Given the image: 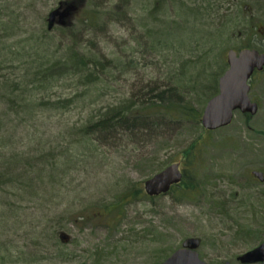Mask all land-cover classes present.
Returning <instances> with one entry per match:
<instances>
[{
    "label": "rangeland",
    "instance_id": "374dc122",
    "mask_svg": "<svg viewBox=\"0 0 264 264\" xmlns=\"http://www.w3.org/2000/svg\"><path fill=\"white\" fill-rule=\"evenodd\" d=\"M254 37L264 41V0H0V264H162L188 239L208 264H240L264 242L252 174L264 173V78L250 93L257 114L223 129L183 122L76 142L99 111L180 82L206 86L194 102L205 109L227 53ZM74 47L111 62L102 84L36 82L39 64ZM176 163L198 189L146 199L144 183Z\"/></svg>",
    "mask_w": 264,
    "mask_h": 264
},
{
    "label": "trees",
    "instance_id": "16d2710c",
    "mask_svg": "<svg viewBox=\"0 0 264 264\" xmlns=\"http://www.w3.org/2000/svg\"><path fill=\"white\" fill-rule=\"evenodd\" d=\"M88 21L89 18L86 17L84 23L87 24ZM74 48L75 49H69L61 58L56 59L54 63L48 66L39 64L34 74L36 82L46 87L53 85L60 79L73 78L78 79L85 90H87L88 87H94L96 89L97 86L102 84V82H104L103 77L107 76L108 70L111 67V62L104 57L101 59L96 57L92 51L85 47H81L80 49L77 48L78 50H76V47ZM240 49H256L264 53V44L260 46L254 40H250L249 45ZM180 83L181 86H176L174 90L168 86L164 89L165 91H158L154 94L150 93L152 96L149 97L147 102H143L142 106H138L139 104L133 102H128V104H124L116 110L110 108L105 111H99V114L91 119L89 125L85 126L80 131L76 143H81V141L86 143L89 142V138L95 133L103 134L107 132L104 135L109 136L114 132H124L129 137H136L138 135L145 136L146 133L150 132L155 127L159 129L161 124L170 125L181 124L183 122L201 123L204 108H197L194 102L200 99L198 98V92L203 93L200 94L202 97L206 94V86H196L195 88L194 84L190 93H188V91L182 92L185 86L182 82ZM199 88L201 90L196 91ZM211 88L214 94H218L217 80L215 85L211 86ZM168 98H170V100ZM68 102H62L61 104L67 107ZM197 144L198 142H196L194 146L197 147ZM197 151L200 153V149ZM198 153L193 152L189 157V162L195 161ZM192 167L195 174L194 164ZM184 174L185 178L181 185H184L187 190H197L198 184H187L185 179L188 177V172L185 171ZM175 190L176 188L172 189L170 195ZM182 197L188 198L187 196ZM145 198L153 200V198H149L148 196Z\"/></svg>",
    "mask_w": 264,
    "mask_h": 264
},
{
    "label": "water",
    "instance_id": "95a60500",
    "mask_svg": "<svg viewBox=\"0 0 264 264\" xmlns=\"http://www.w3.org/2000/svg\"><path fill=\"white\" fill-rule=\"evenodd\" d=\"M57 15L58 11L50 14L49 30L53 28ZM227 62L229 69L219 80V94L207 103L202 115V126L208 131L229 126L236 111L251 116L258 112V105L249 97L248 82L256 70L264 69V54L257 50H244L239 54L230 51ZM254 176L261 182L264 181L262 173L254 172ZM182 179L180 165L173 164L145 182L146 194L150 197L165 195L171 187L180 184ZM199 246L198 239H188L163 264H207L197 252ZM238 260L241 264H264V242L240 256Z\"/></svg>",
    "mask_w": 264,
    "mask_h": 264
},
{
    "label": "flooded vegetation",
    "instance_id": "af4514ba",
    "mask_svg": "<svg viewBox=\"0 0 264 264\" xmlns=\"http://www.w3.org/2000/svg\"><path fill=\"white\" fill-rule=\"evenodd\" d=\"M254 39H255V37H254ZM253 39V40H254ZM255 41H257L258 43H261L262 44V42L261 41H259V40H255ZM242 51V50H241ZM237 52H240V51H237ZM257 77L258 78H264V70L263 71H259V72H256L254 75H253V77H252V80H251V82H250V85H251V88H252V82H255L256 80H257ZM263 80V79H262Z\"/></svg>",
    "mask_w": 264,
    "mask_h": 264
},
{
    "label": "bare ground",
    "instance_id": "6f19581e",
    "mask_svg": "<svg viewBox=\"0 0 264 264\" xmlns=\"http://www.w3.org/2000/svg\"><path fill=\"white\" fill-rule=\"evenodd\" d=\"M165 91V90H164ZM170 100V98H168Z\"/></svg>",
    "mask_w": 264,
    "mask_h": 264
}]
</instances>
